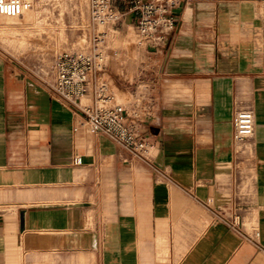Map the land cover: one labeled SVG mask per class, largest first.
I'll use <instances>...</instances> for the list:
<instances>
[{
	"label": "crops",
	"instance_id": "obj_1",
	"mask_svg": "<svg viewBox=\"0 0 264 264\" xmlns=\"http://www.w3.org/2000/svg\"><path fill=\"white\" fill-rule=\"evenodd\" d=\"M115 6L137 29L129 1ZM171 14L161 41L118 39L103 73L149 158L91 132L55 77L45 88L0 61V264H142V247L159 264H264V46L244 38L264 4L176 0ZM239 109L252 168L235 159Z\"/></svg>",
	"mask_w": 264,
	"mask_h": 264
},
{
	"label": "built area",
	"instance_id": "obj_2",
	"mask_svg": "<svg viewBox=\"0 0 264 264\" xmlns=\"http://www.w3.org/2000/svg\"><path fill=\"white\" fill-rule=\"evenodd\" d=\"M118 0H90L93 30L91 36L56 53L53 65L57 96L76 106L83 124L94 133H103L143 158L150 156V144L128 122V107L103 78L108 63L107 28L116 26L122 12ZM136 13L141 38L161 41L174 28L171 8L176 0H128ZM32 6L31 0H0V16L20 17ZM254 132V116L239 109L234 119L233 141L246 142ZM81 163V158L75 159Z\"/></svg>",
	"mask_w": 264,
	"mask_h": 264
},
{
	"label": "rangeland",
	"instance_id": "obj_3",
	"mask_svg": "<svg viewBox=\"0 0 264 264\" xmlns=\"http://www.w3.org/2000/svg\"><path fill=\"white\" fill-rule=\"evenodd\" d=\"M31 2V8L23 16H0L1 67L8 65L11 69L26 71L30 74L28 76L30 81L49 88L54 79L53 65L56 53L64 49L65 42H77L81 38L88 37L93 30L90 0H31ZM234 3H258L261 9L264 0H234ZM118 27L111 25L107 28V32L109 29L111 32L110 41L107 36L108 53L118 39L125 40L128 44L129 39L137 37L136 28ZM244 38L252 43L255 50L261 49L264 46V28L250 24ZM238 39L237 37L236 40ZM72 46L74 44L70 45ZM118 96L123 100L119 94ZM167 144L173 146L175 141ZM238 149L239 156L235 161L242 166L254 165L255 159L250 155L252 152L250 143L246 141L239 144ZM166 160L171 161L169 158ZM147 162L156 166L159 164L156 161L147 160ZM251 175L248 174L249 177ZM141 239L143 244L144 238ZM142 249L141 263L145 264V259L148 258L145 257L144 247ZM157 256V261L147 260V262L159 264L160 253ZM124 264H127V258Z\"/></svg>",
	"mask_w": 264,
	"mask_h": 264
}]
</instances>
